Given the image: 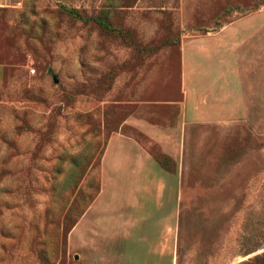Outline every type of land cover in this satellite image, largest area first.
Segmentation results:
<instances>
[{"label":"rangeland","instance_id":"374dc122","mask_svg":"<svg viewBox=\"0 0 264 264\" xmlns=\"http://www.w3.org/2000/svg\"><path fill=\"white\" fill-rule=\"evenodd\" d=\"M0 264H264V0H0Z\"/></svg>","mask_w":264,"mask_h":264},{"label":"trees","instance_id":"16d2710c","mask_svg":"<svg viewBox=\"0 0 264 264\" xmlns=\"http://www.w3.org/2000/svg\"><path fill=\"white\" fill-rule=\"evenodd\" d=\"M75 15H76V14H75ZM93 21H95L98 25H102V26H104V25H103V22H102L101 20H99V19H94ZM260 260H262V257H260V256H257V257L254 258V261H255V262H259Z\"/></svg>","mask_w":264,"mask_h":264},{"label":"crops","instance_id":"0c3cea01","mask_svg":"<svg viewBox=\"0 0 264 264\" xmlns=\"http://www.w3.org/2000/svg\"><path fill=\"white\" fill-rule=\"evenodd\" d=\"M188 52H189V48H188Z\"/></svg>","mask_w":264,"mask_h":264},{"label":"water","instance_id":"95a60500","mask_svg":"<svg viewBox=\"0 0 264 264\" xmlns=\"http://www.w3.org/2000/svg\"><path fill=\"white\" fill-rule=\"evenodd\" d=\"M55 80V79H54ZM56 81V80H55Z\"/></svg>","mask_w":264,"mask_h":264}]
</instances>
